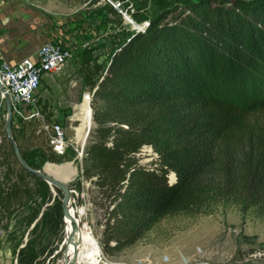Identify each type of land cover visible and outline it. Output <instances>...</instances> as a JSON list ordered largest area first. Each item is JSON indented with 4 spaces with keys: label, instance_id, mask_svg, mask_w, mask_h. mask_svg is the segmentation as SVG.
<instances>
[{
    "label": "trees",
    "instance_id": "trees-1",
    "mask_svg": "<svg viewBox=\"0 0 264 264\" xmlns=\"http://www.w3.org/2000/svg\"><path fill=\"white\" fill-rule=\"evenodd\" d=\"M236 73L233 82L264 74V0H177L130 34L106 66L85 69L94 128L81 177L109 201L107 255L135 246L167 217L220 203L264 217V95L239 99L228 82ZM14 139L35 169L30 149ZM145 146L157 155L154 167L136 158ZM8 147L16 168L0 173V209L13 214L33 192L29 180L41 179ZM50 152L48 162L60 163ZM36 258L25 251L19 264Z\"/></svg>",
    "mask_w": 264,
    "mask_h": 264
},
{
    "label": "rangeland",
    "instance_id": "rangeland-1",
    "mask_svg": "<svg viewBox=\"0 0 264 264\" xmlns=\"http://www.w3.org/2000/svg\"><path fill=\"white\" fill-rule=\"evenodd\" d=\"M18 1L43 19L46 18L45 32L50 36L48 41L68 47L71 51L72 59L61 72L44 79L37 97L43 106L47 124L63 125L67 139L73 142V146H70L66 156L58 157L60 163L48 162L50 144L41 121H24L16 115L13 120V138L16 134L18 142L30 149V160L37 170L49 173L59 166L71 164L78 169L74 180L68 184L74 192L72 206L75 211L78 208L84 210L82 224L99 244L100 264H133L148 256L154 261L167 256L170 259L168 264H176L183 257L187 260L196 257L198 248L203 251L201 259L211 264H264V217L254 211L243 213L234 204L220 203L199 214L167 217L135 246L114 256L107 255L103 249L106 206L109 201L99 196L96 187L81 177L87 141L83 148L74 144L75 128L79 125L73 119L75 110L83 103L86 93L92 95L85 85V69L95 62L106 66L114 50L130 34L144 31L150 18L156 16L163 6L177 0H111L114 5L121 1L120 10L106 0ZM123 1L129 5L124 7ZM111 8L116 13H111ZM237 74L228 82L239 99L243 98V94L250 98L255 93L251 99L264 95V74L255 76L253 79L258 80L252 83L247 78L233 82ZM249 98L246 100L251 102ZM7 118L5 100L0 95V173L7 167L16 168L15 158L8 147L10 141L5 135ZM93 128L94 123L91 130ZM18 129L25 133L18 134L15 132ZM81 149L84 152L82 158L77 151ZM154 154V151L142 149L136 158L141 165L154 167L153 162L157 158ZM169 181L172 183L171 174ZM29 183L33 192L23 204L13 207V214L0 209V264H19L23 252L31 249L37 253V258L30 264H60L69 243L64 242V239L71 234L69 216L63 217L62 192L42 179L40 183L35 180H29ZM93 200L99 204L94 205Z\"/></svg>",
    "mask_w": 264,
    "mask_h": 264
},
{
    "label": "built area",
    "instance_id": "built-area-1",
    "mask_svg": "<svg viewBox=\"0 0 264 264\" xmlns=\"http://www.w3.org/2000/svg\"><path fill=\"white\" fill-rule=\"evenodd\" d=\"M106 1L112 3L111 0ZM120 2L112 4L120 10ZM71 59L72 54L68 47L47 41L32 57L25 58L16 64L0 62V83L11 99L14 115L24 121L33 119L41 121L43 130L48 134L50 150L57 157L66 156L70 146H73V142L67 139V131L63 125L60 123L47 124L43 106L40 105L37 95L42 88L44 79L61 72ZM0 95L4 99V94L1 91ZM84 99L90 103L92 95L86 93ZM143 150L153 152L150 146H145ZM77 151L79 157L82 158L83 149L80 152ZM197 251L199 254L196 257L189 260L183 257L176 264H211L201 259L203 252L201 248H198ZM169 261L167 256H163L159 261H154L148 256L136 260L133 264H168Z\"/></svg>",
    "mask_w": 264,
    "mask_h": 264
},
{
    "label": "crops",
    "instance_id": "crops-1",
    "mask_svg": "<svg viewBox=\"0 0 264 264\" xmlns=\"http://www.w3.org/2000/svg\"><path fill=\"white\" fill-rule=\"evenodd\" d=\"M17 1L0 0V62L10 64L34 56L50 38L46 18Z\"/></svg>",
    "mask_w": 264,
    "mask_h": 264
},
{
    "label": "bare ground",
    "instance_id": "bare-ground-1",
    "mask_svg": "<svg viewBox=\"0 0 264 264\" xmlns=\"http://www.w3.org/2000/svg\"><path fill=\"white\" fill-rule=\"evenodd\" d=\"M135 27L138 26L135 25ZM73 119L74 121L79 122V125L75 128L76 141L74 144L78 145L80 148H83L85 146L88 130L89 128H92L93 125V110L89 101L84 99L83 103L75 110ZM77 170L78 169L73 167L71 164L59 166L57 170L50 171L47 174L51 177H54L59 182L68 185L74 180ZM171 180L173 183L175 180L174 174L171 175ZM72 203L73 201L71 202L70 213L74 218L78 228L76 232H73L72 219L69 216L71 228V234L69 237L70 242L68 243V247L65 250V258L60 262V264H70V262H74V264H100L101 250L99 244L93 237L90 230L82 224V216L85 214L84 210L78 208L75 211ZM72 234H75L73 238L71 237Z\"/></svg>",
    "mask_w": 264,
    "mask_h": 264
},
{
    "label": "water",
    "instance_id": "water-1",
    "mask_svg": "<svg viewBox=\"0 0 264 264\" xmlns=\"http://www.w3.org/2000/svg\"><path fill=\"white\" fill-rule=\"evenodd\" d=\"M136 30L141 31V29H136ZM0 91L4 94V100H5L6 109H7V113H8L7 124L5 127L6 136L11 143V146L14 150V154H15L16 158L18 159L19 163L22 165V167L27 172L37 176L38 178L42 179L43 181H45L49 185L59 189L62 192V195H63V203H62L63 217H68V216L71 217L73 232H76L78 226L76 225L74 218L71 216V213H70L71 202L74 201L73 190L68 185L63 184V183L59 182L58 180H56L54 177L49 176L45 171L33 169L24 160L22 153H21V150H20L19 146L17 145V143L15 142V139L13 138V120H14L13 105H12V102H11L9 95L7 94L6 90L2 87L1 83H0ZM90 132H91V128H89V130H88L86 140H85V144H86V141L88 139ZM174 182H176V175H175ZM74 235L75 234H72L71 237L73 238ZM64 242H70V238H67V239L65 238ZM70 264H74V262H70Z\"/></svg>",
    "mask_w": 264,
    "mask_h": 264
}]
</instances>
